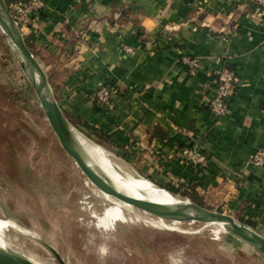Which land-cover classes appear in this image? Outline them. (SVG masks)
I'll use <instances>...</instances> for the list:
<instances>
[{
	"label": "crops",
	"instance_id": "0c3cea01",
	"mask_svg": "<svg viewBox=\"0 0 264 264\" xmlns=\"http://www.w3.org/2000/svg\"><path fill=\"white\" fill-rule=\"evenodd\" d=\"M42 1L22 36L66 120L117 173L192 194L264 236V163L246 165L264 149V10L246 0ZM183 56L200 61L195 75ZM221 65L238 81L217 121L206 105ZM101 84L119 89L111 110L94 104ZM191 146L209 157L206 171L184 160Z\"/></svg>",
	"mask_w": 264,
	"mask_h": 264
},
{
	"label": "rangeland",
	"instance_id": "374dc122",
	"mask_svg": "<svg viewBox=\"0 0 264 264\" xmlns=\"http://www.w3.org/2000/svg\"><path fill=\"white\" fill-rule=\"evenodd\" d=\"M153 218L87 181L0 31V220L15 226L12 252L37 264H264L211 224L164 220L158 230Z\"/></svg>",
	"mask_w": 264,
	"mask_h": 264
},
{
	"label": "water",
	"instance_id": "95a60500",
	"mask_svg": "<svg viewBox=\"0 0 264 264\" xmlns=\"http://www.w3.org/2000/svg\"><path fill=\"white\" fill-rule=\"evenodd\" d=\"M0 31L5 36L8 46L11 52L15 55L22 71L26 74L28 81L37 97L39 106L41 107L46 120L52 132L56 136L62 150L74 161V164L86 177L87 181H89L96 189L118 201L131 205L134 207V209L139 210L144 214L151 215L155 218L166 219L170 222L176 221L179 223H222L224 224L226 232L230 233L233 237L248 245L264 260V236L257 233L247 224L236 221L235 218L230 215L203 208L186 197H184L182 200L180 199L183 204L177 206L179 207L178 210L171 211L164 205L140 200L116 190L112 184L103 175H101L97 169H95V167L90 166V163L87 162L86 156L84 155L83 150L80 148L77 139L81 138L86 143H90L98 148L100 147L87 138L84 134L76 130L63 116L54 99L52 90L49 87L44 72L37 63L32 52L27 47L19 27L13 19L4 0H0ZM136 178L144 179L140 177ZM147 181L150 182L149 180ZM150 183L156 186L158 189L170 193L174 197L178 196L170 192V190L161 188L152 182ZM189 209L194 212V215L187 213V210ZM58 259L60 260L59 262L64 264L63 260L59 256ZM0 264L33 263L27 260V258L19 256L13 252H5L0 250Z\"/></svg>",
	"mask_w": 264,
	"mask_h": 264
},
{
	"label": "built area",
	"instance_id": "2783aa9c",
	"mask_svg": "<svg viewBox=\"0 0 264 264\" xmlns=\"http://www.w3.org/2000/svg\"><path fill=\"white\" fill-rule=\"evenodd\" d=\"M249 3L256 4L258 8L264 10V0H246ZM8 9L19 27L22 30L29 27L45 7L42 0H16L10 3ZM126 52L130 48H125ZM182 64L187 68L190 75H195L201 68V63L197 58L183 56ZM215 88L212 96L207 101V110L215 117L217 121L222 120L229 110V101L234 93L237 84V77L232 69L221 65L214 74ZM119 95V89L115 85L101 84L95 92L94 104L102 111L111 110L113 100ZM184 160L197 171L204 172L209 166V157L195 146L186 148ZM264 163V149L257 150L249 157L246 165L253 168L262 166Z\"/></svg>",
	"mask_w": 264,
	"mask_h": 264
},
{
	"label": "bare ground",
	"instance_id": "6f19581e",
	"mask_svg": "<svg viewBox=\"0 0 264 264\" xmlns=\"http://www.w3.org/2000/svg\"><path fill=\"white\" fill-rule=\"evenodd\" d=\"M77 142L80 145V148L83 150L87 162L90 163V166L95 167V169H97L98 172L103 175L119 192L130 195L131 197H135L140 200L150 201L159 205H164L171 211L178 210L179 207L177 206L183 204L179 198L174 197L173 195L164 190L158 189L156 186L152 185L147 180L141 181L132 177H124L122 174L117 173V170H115V168L117 167L115 165V168L112 166L113 163L111 164L109 162L108 159L110 158L106 156L107 154H105L104 151L90 143H86L81 138L77 139ZM187 213L190 215H194V212L190 209L187 210ZM154 220L157 222L156 229L163 230L167 227L163 222L166 219L155 218ZM210 224L216 227V232L220 230L226 232L224 224ZM14 227L15 226L11 224V222H8L7 220H0V250L5 252L13 251V244H11L9 239H7L6 232L7 230L15 231L16 229H14ZM27 260H29L33 264H37L32 259L27 258Z\"/></svg>",
	"mask_w": 264,
	"mask_h": 264
},
{
	"label": "trees",
	"instance_id": "16d2710c",
	"mask_svg": "<svg viewBox=\"0 0 264 264\" xmlns=\"http://www.w3.org/2000/svg\"><path fill=\"white\" fill-rule=\"evenodd\" d=\"M14 1H16V0H5V3H6V5L8 6L10 3H12V2H14ZM251 4H253V3H251ZM254 6H257L256 4H253ZM27 45H29L28 44V42L26 43ZM30 46V45H29ZM228 67V66H227ZM231 69V68H230ZM186 194V193H185ZM185 194H183L182 193V195H185ZM189 197H190V199L193 201V202H195L196 204H198V205H202L201 203H200V201L195 197V196H193L192 194H189ZM249 225L252 227H254V223H251V222H249Z\"/></svg>",
	"mask_w": 264,
	"mask_h": 264
}]
</instances>
